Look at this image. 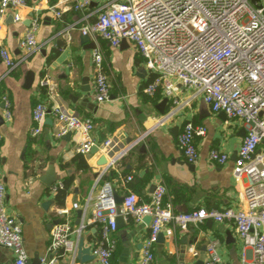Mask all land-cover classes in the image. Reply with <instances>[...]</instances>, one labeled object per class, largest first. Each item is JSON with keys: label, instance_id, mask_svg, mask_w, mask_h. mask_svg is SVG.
<instances>
[{"label": "crops", "instance_id": "obj_1", "mask_svg": "<svg viewBox=\"0 0 264 264\" xmlns=\"http://www.w3.org/2000/svg\"><path fill=\"white\" fill-rule=\"evenodd\" d=\"M25 1L27 7L18 10L20 20H15L13 9L1 19L0 49H6L18 65L9 71L0 61V179L7 190L6 212L22 228L30 264H42L41 260L47 256L52 226L62 219L60 210L68 209V219L77 227L81 209H75L74 205L81 207L87 203L80 221L89 223L104 184L97 181V176L89 193L81 195L76 181L64 207L54 203L48 210L43 209L44 202L55 201L53 188L74 174L76 167L72 161L77 156L75 148L81 139L76 133L58 138L50 113L40 134L32 136V110L39 102L49 108L60 106L69 114L92 120L93 136L98 144L113 139L118 143L117 149H121L148 132L147 137L117 164L118 179L110 182L117 195L124 197L131 191L142 202H148L155 187L163 184L166 200L176 212L227 208L242 211L245 208L244 190L248 180L246 177L235 179L233 175L237 153L246 134L244 125L221 118L220 113L213 114L200 99L186 108L174 110L161 92L148 97L144 89L153 74L146 69L144 60L130 42L124 41L112 48L105 41H99L110 85V100L102 104L93 100V49H85L80 43L79 28L94 22L104 6L120 0H90L84 11H75L72 0ZM34 20L39 24L37 48L26 55L19 43ZM28 73L33 80L27 87ZM190 96L186 91L179 94L181 102ZM4 97L11 104V121L5 118ZM201 112H206L207 116L201 119ZM188 121L206 128L205 136L196 139L200 158L192 169L177 142ZM212 150L227 154L229 161L221 166L210 163L208 155ZM100 157L99 153L84 157L87 166L97 175L105 170L97 167ZM62 164L70 166L62 169ZM51 165L57 181L49 187L42 179ZM128 177H132V181L127 182ZM147 218L132 225L124 218L125 227L115 235L117 249L112 264H139L149 235ZM209 221L190 225L186 231L170 225L171 236L167 228L163 229V240L153 247L151 264H203L211 242L218 243L223 261L242 264L243 245L233 223ZM80 239L84 248L90 249L99 239V230L89 223ZM83 256L72 262L68 255L51 253L48 259L54 258L55 264H98L90 253H86V260ZM14 257L13 251L0 247V264H14Z\"/></svg>", "mask_w": 264, "mask_h": 264}, {"label": "built area", "instance_id": "obj_2", "mask_svg": "<svg viewBox=\"0 0 264 264\" xmlns=\"http://www.w3.org/2000/svg\"><path fill=\"white\" fill-rule=\"evenodd\" d=\"M72 1L75 11H84L90 4V0ZM26 7L25 0H0V28L1 19L8 10L15 11L18 21V10ZM38 26V20H34L19 43L26 55L37 48ZM79 30L96 45L91 64L94 69L92 95L97 104L110 100V85L99 41L116 48L125 40L135 47L146 69L153 74L144 89L148 97L161 92L174 110L186 108L200 99L213 114L224 113L230 121H237L246 129L233 170L235 179L246 177L248 180L242 211L227 208L176 212L172 203L166 200L163 184L155 187L148 202H142L131 191L123 197L119 206L123 218H131L134 223H141L144 217L151 218L139 264L153 262V247L163 229L167 228V234L171 236L170 225L186 231L190 225H200L208 220L217 224L233 223L243 245L242 264H264V0H120L104 6L94 22ZM0 59L9 71L18 65L6 49H0ZM181 91L191 94L185 102L180 101ZM3 102L5 118L11 121V104L5 97ZM49 113L58 138L68 133L80 136L75 148L77 154L83 158L93 155L91 150L96 146L97 153L106 157L107 165L97 166L105 168L98 174L97 181L148 135V132L144 133L121 149H117L118 143L113 139L98 144L93 136L92 120L69 114L60 106L49 108L39 102L32 110V136L40 134ZM205 134L203 126L190 121L183 125L177 142L188 164L198 163L200 155L196 139ZM208 161L221 166L229 161V156L212 150ZM126 181H132V177ZM6 194V186L0 179V247L14 252V264H27L22 228L6 212ZM117 207L112 185L104 183L88 220L99 230V239L90 247V254L98 264H112L117 249ZM74 208L84 213L87 203L81 207L75 204ZM59 216L62 219L52 226L47 256L41 260L42 264H55L54 258L48 259L51 253L68 255L72 262L78 258V243L89 223L80 221L74 227L68 219V209L60 210ZM193 254L197 255L196 252ZM203 264L231 263L222 260L218 243L211 242Z\"/></svg>", "mask_w": 264, "mask_h": 264}, {"label": "trees", "instance_id": "obj_3", "mask_svg": "<svg viewBox=\"0 0 264 264\" xmlns=\"http://www.w3.org/2000/svg\"><path fill=\"white\" fill-rule=\"evenodd\" d=\"M196 125V123H195ZM75 164L74 174L69 175L60 183L55 190V203L58 207H64L66 205V200L71 192V189L76 181L79 182V189L81 195H87L92 186L94 179L98 176L94 174L92 170L87 166L85 159L77 154L76 158L72 161ZM119 165V164H118ZM118 165L114 168H109L100 178L102 183H110L114 179H118ZM69 164H62V169L68 168ZM130 225L133 224L131 218H128Z\"/></svg>", "mask_w": 264, "mask_h": 264}, {"label": "water", "instance_id": "obj_4", "mask_svg": "<svg viewBox=\"0 0 264 264\" xmlns=\"http://www.w3.org/2000/svg\"><path fill=\"white\" fill-rule=\"evenodd\" d=\"M124 41L125 40H123L122 43ZM80 43L84 46L85 49H94L96 47L95 43L93 41H91V39H90V37L88 35H81L80 36ZM0 61H1V59H0ZM32 80H33L32 74L31 73H28V75L26 77V80H25L27 87L32 84ZM162 114H164V113H162ZM206 116H207L206 115V112H201V117H200L201 119L204 118V117H206ZM219 116L221 118H224V117L226 118L227 117L224 113H220ZM174 131H176V128L173 130V133H174ZM71 134L72 133H68L67 136L69 137ZM97 152H98V148L96 146H94L92 148V150H91V154L94 155ZM97 165L100 166V167L106 166L107 165V159H106V157L105 156H101L99 158L98 162H97ZM188 165H189L190 169H192L194 167V165H191V164H188ZM42 181L45 183V185H47L49 187L52 186L57 181V177L55 176V173H54V167L52 165L49 167V171H48L46 177L44 179H42ZM115 202L118 205V207L116 209V213H117V219H116L117 228H118V230H121L122 228L125 227L124 218L121 215V211H120V207H119L122 204V202H123V197H121V196H119V195H117L115 193ZM54 203H55L54 200H48V201H46V202H44L42 204V207H43V209L48 210V208L51 205H53ZM82 215H83V211L82 210H79L78 211V218L79 219L77 221V224L80 223V219H81ZM147 220L150 221L151 218L148 217ZM209 222L212 223V221H209ZM56 223H58V221ZM162 240H163V234L160 233L158 235L157 241L160 242ZM83 245H84L83 240L80 239L79 240V243H78V258L83 254L84 255L83 256V260H86L87 256H85V255H86V253H90V249L84 248ZM10 264H13V263H10ZM27 264H30V263L27 261Z\"/></svg>", "mask_w": 264, "mask_h": 264}]
</instances>
